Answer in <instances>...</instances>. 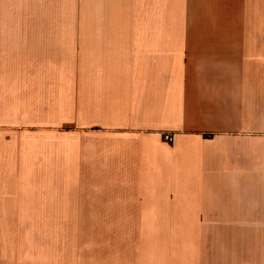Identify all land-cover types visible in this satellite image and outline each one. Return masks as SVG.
I'll return each instance as SVG.
<instances>
[{"label": "crops", "instance_id": "0c3cea01", "mask_svg": "<svg viewBox=\"0 0 264 264\" xmlns=\"http://www.w3.org/2000/svg\"><path fill=\"white\" fill-rule=\"evenodd\" d=\"M26 225L264 264V0H0V264Z\"/></svg>", "mask_w": 264, "mask_h": 264}, {"label": "rangeland", "instance_id": "374dc122", "mask_svg": "<svg viewBox=\"0 0 264 264\" xmlns=\"http://www.w3.org/2000/svg\"><path fill=\"white\" fill-rule=\"evenodd\" d=\"M131 238V236L129 237ZM122 227H21L22 264H140L142 243Z\"/></svg>", "mask_w": 264, "mask_h": 264}, {"label": "built area", "instance_id": "2783aa9c", "mask_svg": "<svg viewBox=\"0 0 264 264\" xmlns=\"http://www.w3.org/2000/svg\"><path fill=\"white\" fill-rule=\"evenodd\" d=\"M165 140L170 142V141H172V138L170 136L166 135Z\"/></svg>", "mask_w": 264, "mask_h": 264}]
</instances>
